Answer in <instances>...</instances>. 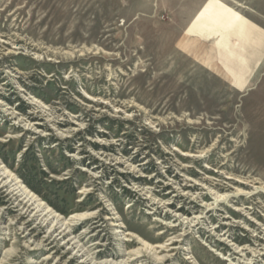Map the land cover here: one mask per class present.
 I'll return each mask as SVG.
<instances>
[{
	"label": "rangeland",
	"instance_id": "374dc122",
	"mask_svg": "<svg viewBox=\"0 0 264 264\" xmlns=\"http://www.w3.org/2000/svg\"><path fill=\"white\" fill-rule=\"evenodd\" d=\"M0 160V264H264V0H0Z\"/></svg>",
	"mask_w": 264,
	"mask_h": 264
},
{
	"label": "bare ground",
	"instance_id": "6f19581e",
	"mask_svg": "<svg viewBox=\"0 0 264 264\" xmlns=\"http://www.w3.org/2000/svg\"><path fill=\"white\" fill-rule=\"evenodd\" d=\"M0 186L8 187L7 190L20 200V205L23 206L25 213H31L36 218H40L43 222L51 223L52 219L58 221L60 214H58L51 206H49L43 199L33 192L24 181L14 174L3 162L0 160ZM73 216L72 218H74ZM79 217H83L80 215ZM78 218V217H76ZM62 221V220H61ZM61 221L53 224V228Z\"/></svg>",
	"mask_w": 264,
	"mask_h": 264
}]
</instances>
